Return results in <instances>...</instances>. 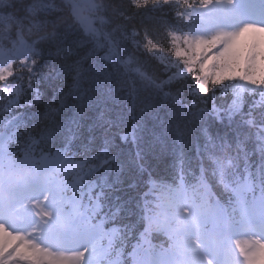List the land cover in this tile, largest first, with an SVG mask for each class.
Listing matches in <instances>:
<instances>
[{
	"label": "snow or ice",
	"instance_id": "snow-or-ice-1",
	"mask_svg": "<svg viewBox=\"0 0 264 264\" xmlns=\"http://www.w3.org/2000/svg\"><path fill=\"white\" fill-rule=\"evenodd\" d=\"M0 264H264V0H0Z\"/></svg>",
	"mask_w": 264,
	"mask_h": 264
}]
</instances>
